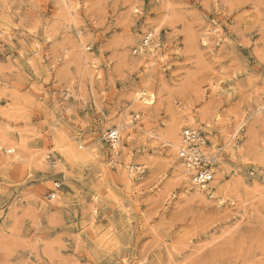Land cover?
<instances>
[{"label": "rangeland", "instance_id": "374dc122", "mask_svg": "<svg viewBox=\"0 0 264 264\" xmlns=\"http://www.w3.org/2000/svg\"><path fill=\"white\" fill-rule=\"evenodd\" d=\"M0 264H264V0H0Z\"/></svg>", "mask_w": 264, "mask_h": 264}, {"label": "built area", "instance_id": "2783aa9c", "mask_svg": "<svg viewBox=\"0 0 264 264\" xmlns=\"http://www.w3.org/2000/svg\"><path fill=\"white\" fill-rule=\"evenodd\" d=\"M154 38L153 31H147L140 42V45L145 48L152 44ZM138 50H134L136 53ZM107 144L108 150L111 153L119 146L120 135L117 130L109 129L103 135ZM205 144L203 133L196 128H183L180 134V146L177 149V156L182 160L186 167V172L189 173L190 181L193 185L202 188L207 185L213 177L214 171L212 163L203 155L202 148ZM114 159L110 155V163ZM58 187V183L54 184Z\"/></svg>", "mask_w": 264, "mask_h": 264}, {"label": "bare ground", "instance_id": "6f19581e", "mask_svg": "<svg viewBox=\"0 0 264 264\" xmlns=\"http://www.w3.org/2000/svg\"><path fill=\"white\" fill-rule=\"evenodd\" d=\"M163 2V1H162ZM172 14V13H171ZM149 21V20H148ZM155 21H157V20H155ZM150 22V21H149ZM165 22V21H164ZM148 26V25H147ZM161 28V27H160ZM158 30V28H156V31ZM151 46H149L148 48H143L142 46H138V49H139V52L140 53H144V51H145V49L147 50V51H149V53H150V51H151V53H155L154 52V48L152 47V48H150ZM146 51V52H147ZM134 91V90H133ZM145 96V95H144ZM152 96V95H151ZM139 97H140V95H139ZM139 97H138V93L135 95V99L136 100H138L139 99ZM142 97V96H141ZM152 98H153V96L150 98V100L148 99V100H146V101H144V102H142V104H144V105H150V104H153V102H154V100H152ZM144 100V99H143ZM141 102V101H140ZM180 117V116H179ZM181 117H182V115H181ZM185 117V116H184ZM178 119V118H177ZM194 119H193V117L192 116H188L187 117V120L186 121H179V122H177L176 120H174L175 122V124H173L172 125V127H171V130H170V137H169V139H167V143H168V145L172 148V151H173V157H172V159L174 160L173 162H172V164H173V167L174 168H179L180 169V171H182V169H183V174H182V181L183 182H185L186 184V186H190V184H189V182H190V177H189V173H187L186 172V167H185V165H184V163L182 162V160L177 156V149L179 148V146H180V131H179V129H180V127L182 126V125H185V124H187L188 125V123H190V122H192ZM183 123H185V124H183ZM112 129H114V130H120V127L119 126H116V127H114V128H112ZM129 133V132H128ZM233 134V133H232ZM148 136V135H147ZM149 138V137H148ZM158 139V138H157ZM161 139V138H160ZM164 141H165V138H164ZM121 146V145H120ZM12 147V146H11ZM206 148V147H205ZM203 149L204 148H202V153H203ZM117 152V150H114L112 153H116ZM207 153V152H206ZM204 155V154H203ZM206 158H207V156H205ZM212 158L215 160V157L213 156V157H211V158H207L209 161H211L212 160ZM213 160V161H214ZM213 165V164H212ZM64 167V166H63ZM137 168V167H136ZM130 169H132L131 167H130ZM175 171V173H176V175H179V174H181V172H179V170H174ZM213 171H214V169H213ZM129 176V175H128ZM205 187V186H204ZM204 187H202V188H195V192L197 193V194H199V195H201V197H200V199L201 198H204V197H202V195H204V194H202L203 193V190H204ZM188 189V188H187ZM190 189H192V188H190ZM205 192V191H204ZM196 197V196H195Z\"/></svg>", "mask_w": 264, "mask_h": 264}]
</instances>
